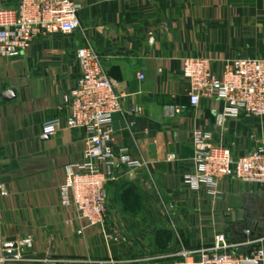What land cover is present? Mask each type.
Instances as JSON below:
<instances>
[{
    "label": "crops",
    "instance_id": "1",
    "mask_svg": "<svg viewBox=\"0 0 264 264\" xmlns=\"http://www.w3.org/2000/svg\"><path fill=\"white\" fill-rule=\"evenodd\" d=\"M74 1L78 31L38 35L22 54L0 56V245L30 237L25 251L45 255L35 261L42 264H174V254L208 247L216 233L241 237L250 221L248 238H264V186L226 179L211 196L186 183L196 173L195 130L210 131L238 157L264 147V117H225L215 97L192 107L181 73L187 57L209 59L216 76L236 58H264V0ZM17 4L0 0V8ZM82 47L98 54L122 96L112 116L114 147L145 161L134 172L116 162L108 174L104 228L59 205L85 130L41 131L45 120L67 114L62 95L79 78L75 53ZM5 91L14 96L3 99ZM241 248L246 254L251 247Z\"/></svg>",
    "mask_w": 264,
    "mask_h": 264
},
{
    "label": "built area",
    "instance_id": "2",
    "mask_svg": "<svg viewBox=\"0 0 264 264\" xmlns=\"http://www.w3.org/2000/svg\"><path fill=\"white\" fill-rule=\"evenodd\" d=\"M80 5L74 0H18L14 8H0V56L13 57L25 52L36 36L47 37L55 33L70 34L81 27ZM80 67L74 87L62 95L67 110L64 117L45 120L41 131L45 136L54 135L61 127L84 129L86 138L81 160L68 166L65 182L59 187V205L72 209L80 220L90 226L104 228L107 215L108 174L119 163L129 172L145 165L142 159H132L126 149L113 145L112 116L121 111V95L117 83L105 73L98 54L90 47L77 49ZM182 77L188 83L187 96L192 107L209 97L224 103L225 117H264V58H236L226 63L220 76L210 70L205 57H187L182 61ZM140 79L143 75L139 74ZM174 112L180 113L176 107ZM193 157L196 170L186 178L192 190L204 186L215 196L218 184L235 179L264 186V147L252 149L234 157L227 147L216 143L208 130H195L192 135ZM174 155H168L173 159ZM106 167L104 171L101 166ZM247 238L233 245L224 233H216L208 247L182 249L174 256V264H240L242 261H258L264 264V238ZM20 260V251L31 249L30 237L13 241ZM260 243L258 247L254 244ZM236 247H251L246 254L237 255ZM126 261L109 259L88 264H124ZM84 263L83 261L78 264Z\"/></svg>",
    "mask_w": 264,
    "mask_h": 264
},
{
    "label": "water",
    "instance_id": "3",
    "mask_svg": "<svg viewBox=\"0 0 264 264\" xmlns=\"http://www.w3.org/2000/svg\"><path fill=\"white\" fill-rule=\"evenodd\" d=\"M13 96H14L13 91H5L2 94V98L5 100H9ZM253 224H256L255 221H250V223H247L246 224L247 229H254ZM246 238L247 236L243 234L241 237H232L230 239V242L233 245H236L241 240H244ZM235 253L237 255L242 254V248L236 247ZM19 254H20V260L12 261L11 259H13L16 255H18L17 244L11 241L0 245V264H42V263H35V261L38 262L45 259V255L35 254L29 251H20ZM240 264H260V263L258 261H242Z\"/></svg>",
    "mask_w": 264,
    "mask_h": 264
}]
</instances>
